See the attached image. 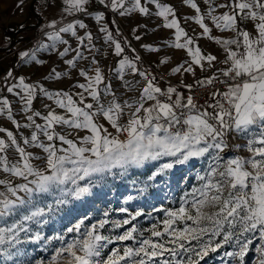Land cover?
Returning <instances> with one entry per match:
<instances>
[{"label":"snow or ice","instance_id":"1","mask_svg":"<svg viewBox=\"0 0 264 264\" xmlns=\"http://www.w3.org/2000/svg\"><path fill=\"white\" fill-rule=\"evenodd\" d=\"M89 2L62 0L60 18L41 24L50 43L18 53L22 65H42L38 52L67 45L58 57L69 68L77 69L79 61L88 60L76 72L84 81L73 84L76 91H50L43 83H27L23 76L6 73V91L20 107L14 112L9 99L0 95V117L16 130L0 127V174L5 177L0 178V264H201L209 253L225 246L232 250L223 253L222 264H245L253 250V264H264V0H203L204 9L197 0H182L194 10L183 22L199 27L195 35L161 0H98L121 17L134 13L155 17L162 20L160 27L174 30V38L164 46L185 51L187 58L171 69V75L186 73L195 79L167 82L164 87L147 68L138 67L139 54L131 58L124 54L126 41L117 39L118 29L115 35L109 30L103 12L93 17L103 34L100 48L91 32L78 35L88 27L84 22L63 23L77 13L90 15ZM62 34L76 38L78 47L72 48ZM200 39L217 45L219 55L203 51ZM104 45L119 58L110 71L113 79L123 82L126 99L117 95L99 66L96 53L103 56ZM81 47L93 52L91 60ZM143 47L150 53L160 51ZM72 53L71 59H64ZM197 68L203 77H197ZM69 75L53 67L44 81L62 83ZM129 75L133 79H127ZM40 97L55 107L46 105L45 114L34 110ZM21 114L24 123L16 119ZM230 138L243 143L232 144ZM201 161L204 165L196 171L195 183L172 198L171 207L130 211L122 206L117 211L124 218H115L106 209L95 222L87 212L74 222L59 216L93 195V189L109 180H124L133 170L154 169L143 181L132 179L143 193L153 186L150 182L176 167L192 171ZM133 200L129 195L122 203ZM145 216L153 221L150 227L133 223ZM46 226L54 235L45 236ZM110 245L119 246L109 249ZM30 246L51 255L33 260L35 249Z\"/></svg>","mask_w":264,"mask_h":264},{"label":"rangeland","instance_id":"2","mask_svg":"<svg viewBox=\"0 0 264 264\" xmlns=\"http://www.w3.org/2000/svg\"><path fill=\"white\" fill-rule=\"evenodd\" d=\"M161 2L166 3L174 8L177 13V17L182 22V26L190 35L199 33L200 29L197 25L192 22H183L186 16L194 15V10L187 8V6L183 4L182 0H161ZM197 3L199 4V6H201L202 9L206 8V5L203 4V0H197ZM149 7L154 8V6L151 5ZM100 12L101 11L92 9L88 10V13H90V15L77 13L75 16L66 17L63 23H68L76 19L84 22L88 27L86 29L78 30V35L84 36L86 33L91 32L93 35V42L95 43L97 48H100L101 44H103V34L98 32L100 25L96 24L95 20L93 19V17ZM111 15L113 21H115V31H113L114 35L116 34V31L118 29L120 35L117 37V39L120 41H126V43L122 44V46L127 47V49L133 56L139 54L142 58V62L146 64L150 69H154L155 74L159 79L166 82H171L173 85L177 84L181 80H183L185 83L193 82L195 78L191 74L184 73L177 74L175 76L171 75V69L177 66L179 63L183 62V60L187 58V55L183 50L168 49L164 46V42L168 38H174V30H166L160 27L159 25L162 24V20L155 17L150 20L147 17L141 16L136 13L121 17L118 13H114L111 11ZM145 25L148 26L147 32H145ZM134 29L135 31H133ZM109 30L112 31L110 28ZM44 31L52 30L45 29ZM136 35H139L141 37L139 41L136 40ZM214 35L219 36L220 33L218 31H214ZM62 37L63 39L68 40L72 48L78 47V41L76 40V38L70 37V35L68 34H62ZM39 43H50L46 40L44 32L36 37L27 36L20 40L19 44L16 46V51H14L15 54L12 55V70L14 72V76L17 78L23 76L27 83H43L44 86L47 87L50 91H54L57 89L76 91V89L72 87L73 84L75 82H84L83 78L77 77L76 72H78L79 68L85 67L88 64V60L79 61V68L71 69L63 62L62 59L58 57V51H62L63 48L67 45H57L56 50L49 49L47 51H40L37 53V59L43 61L42 65H36L35 63L31 65H22L18 61V53L21 50H31ZM198 43L203 51L219 55L218 46L213 42L206 39H200ZM143 45H150L151 47L159 48L160 51L158 53H150L146 50V48L143 47ZM132 49H135L136 51L132 52ZM81 51L86 57H88L89 60L92 59L93 52H89L86 48L83 47H81ZM102 52L103 56H100L99 53H96L97 58L100 60L99 66L104 70L106 77H108L110 82L113 84V88L116 90L117 95L120 96L121 99H126L128 94L122 87L123 82L113 79L110 71L113 64L118 61L119 58H116L114 56V53H112L107 45H104ZM72 55H74V53L70 54L64 59H71ZM164 59L168 60L167 64L157 63V60ZM53 67H55L58 71L68 72L70 75L68 77H65L62 83H57L55 81L45 82L44 76H46L48 71ZM196 75L197 77H203L205 73L200 72L199 68H197ZM126 78L133 79L131 75L127 76ZM1 95L6 96L9 99V101L13 105L14 112L19 109L20 105L19 103H17V98L7 93L6 85ZM49 104H51L52 107H55V105L51 101H48L44 97H40L34 102V110L40 111L42 114H45L48 111V108L45 106ZM60 114L63 113L61 112ZM16 119L20 123H24V117L22 114L17 115ZM37 123H42V121L37 118ZM0 127H5L6 129L13 131L14 133L16 131L14 125L7 121L5 117H0ZM21 131L24 132V135H28V130L21 129ZM2 135L3 134H0V136ZM230 143L242 144L243 141L230 138ZM30 150L35 151L34 149ZM234 154L244 155L245 153L237 152ZM202 165H204L203 161L197 162L195 168L192 171H189L187 167L178 166L173 169L172 172L167 176L159 177L157 178V181L150 182L153 184V186L148 187L143 193L138 192L137 188L133 186L132 179L135 177L138 180L143 181L154 169L152 167H146L145 169L133 170L124 180H109L103 186L93 189V195L86 197L85 201L83 202H77L75 206H69V208L62 211L59 216L60 218H63L67 223L69 220L74 222L75 218H77L82 213L87 212L90 216L91 222H95L96 218H98L100 214L106 209L111 211V215L113 217L124 218L123 214H120L117 211V209L122 206L129 207L130 211H135L138 208H142L145 211H148L152 206L171 207L172 205L170 203V200L174 197L178 198L180 195H182L184 189L189 188L193 183H195L196 171L201 170ZM0 178H5L4 174H0ZM129 195L133 196L134 200L129 205H124L122 202ZM154 215L160 217L162 216V213H154ZM133 223H138L143 229L150 227L153 221L145 216L138 218V221H134ZM54 227L59 228L60 224L56 223ZM121 231H123V229H121ZM44 234L45 236L54 235V233L52 232V228L48 226L45 227ZM126 244H131V242H126ZM116 246L119 245H110L109 249ZM30 247L35 249L33 252V260H47L51 255V252L46 251L44 248H38L37 246ZM48 247L50 248L51 245H49ZM231 250L232 249L229 246H225L224 248L218 250L217 253H209V256L206 257L204 261H201V264H222L221 257L223 253L225 251ZM254 261L255 253L253 250L249 253V256L245 258V264H253ZM227 264H237V262L227 261Z\"/></svg>","mask_w":264,"mask_h":264},{"label":"crops","instance_id":"3","mask_svg":"<svg viewBox=\"0 0 264 264\" xmlns=\"http://www.w3.org/2000/svg\"><path fill=\"white\" fill-rule=\"evenodd\" d=\"M31 2L32 0H0V46L11 42V38L9 36H5V30L16 32L21 28L34 26L36 24V20L30 11ZM36 3L37 13L40 18L38 28V35H40L42 33L40 30L41 24L45 19L52 20L53 18H60L59 14L62 11V0H36ZM17 4H20L21 6L17 7ZM86 7L88 10L94 9L103 13L107 11L111 13L109 9H106L100 5L98 0H90L89 5ZM21 25H23V27H21ZM27 36L36 37V35H32L30 32L27 34L17 35L14 38L15 44L13 45L12 49L8 52H0V95L5 88L6 73L8 71L13 72L12 55L15 54L14 51H16V46L19 44L22 38Z\"/></svg>","mask_w":264,"mask_h":264},{"label":"trees","instance_id":"4","mask_svg":"<svg viewBox=\"0 0 264 264\" xmlns=\"http://www.w3.org/2000/svg\"><path fill=\"white\" fill-rule=\"evenodd\" d=\"M36 7H37L36 0H32V2L30 4V11H31L32 15L34 16V18L36 20V24L34 26H28V27L21 28V29L17 30L16 32L5 30L4 34H5V36H9L11 38V42L1 45L0 46V52H4V51L8 52V51H10L12 49L13 45L15 44L14 38L17 35L27 34L28 32H30L32 35H36V36L38 35V28H39L40 18L38 16ZM104 15L106 17V22L108 23V27L112 31H115V25L113 23H111V21H113L111 13L109 11H107V12H104ZM124 48H125V53L124 54L128 55L129 58H131L133 55L130 53V51L127 49V47L124 46ZM138 67H140L141 70H144L145 68H147V70L149 72H151L153 75L156 76L155 70L154 69H150L143 62L139 63ZM158 80L160 82V86L161 87H164L166 85V83H167L166 81L161 80L159 78H158ZM190 83H192V82H190Z\"/></svg>","mask_w":264,"mask_h":264},{"label":"built area","instance_id":"5","mask_svg":"<svg viewBox=\"0 0 264 264\" xmlns=\"http://www.w3.org/2000/svg\"><path fill=\"white\" fill-rule=\"evenodd\" d=\"M180 91H184L185 92V94H187V92H186V90H184V89H179ZM197 98L200 100V102L202 103L203 102V93H199V94H197Z\"/></svg>","mask_w":264,"mask_h":264}]
</instances>
